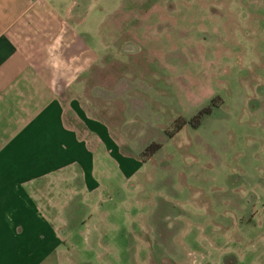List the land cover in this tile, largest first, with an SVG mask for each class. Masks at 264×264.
<instances>
[{"label": "rangeland", "instance_id": "374dc122", "mask_svg": "<svg viewBox=\"0 0 264 264\" xmlns=\"http://www.w3.org/2000/svg\"><path fill=\"white\" fill-rule=\"evenodd\" d=\"M85 6L87 44L103 47L79 91L60 97L63 117L69 124L79 113L96 118L118 154L134 162L124 173L110 148L104 153L105 144L89 138L101 158L94 157L95 167H104L97 182L128 195L134 192L126 184L134 183L151 206L157 199L146 186L170 188L172 207L150 215H165L172 233L175 219L199 213L225 233L257 235L251 243L233 240L237 252L263 249L264 0H88Z\"/></svg>", "mask_w": 264, "mask_h": 264}, {"label": "crops", "instance_id": "0c3cea01", "mask_svg": "<svg viewBox=\"0 0 264 264\" xmlns=\"http://www.w3.org/2000/svg\"><path fill=\"white\" fill-rule=\"evenodd\" d=\"M87 3L0 0V264H264V248L240 253L232 242L256 234L225 233L199 213L175 219L172 233L165 215H150L172 207L170 188L146 186L157 199L151 206L134 183L126 191L136 195L97 182L104 167H95L89 138L110 148L124 173L134 162L96 118L63 117L60 97L79 91L103 47L83 34Z\"/></svg>", "mask_w": 264, "mask_h": 264}]
</instances>
